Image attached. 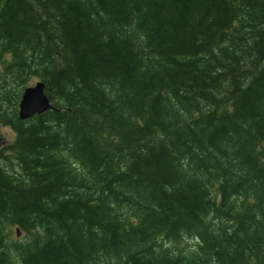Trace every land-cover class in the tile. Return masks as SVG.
<instances>
[{"label":"trees","instance_id":"obj_1","mask_svg":"<svg viewBox=\"0 0 264 264\" xmlns=\"http://www.w3.org/2000/svg\"><path fill=\"white\" fill-rule=\"evenodd\" d=\"M1 125L0 264H264V0H0Z\"/></svg>","mask_w":264,"mask_h":264},{"label":"water","instance_id":"obj_2","mask_svg":"<svg viewBox=\"0 0 264 264\" xmlns=\"http://www.w3.org/2000/svg\"><path fill=\"white\" fill-rule=\"evenodd\" d=\"M50 104L44 93V84L42 81H36L24 88L18 102V115L21 118H27L35 112L46 110Z\"/></svg>","mask_w":264,"mask_h":264},{"label":"rangeland","instance_id":"obj_3","mask_svg":"<svg viewBox=\"0 0 264 264\" xmlns=\"http://www.w3.org/2000/svg\"><path fill=\"white\" fill-rule=\"evenodd\" d=\"M36 81V78H33L32 79V83H34ZM14 136V132L13 130L7 126V125H1L0 126V146L3 145V143H6L8 142V140L10 138H12ZM19 229L16 228L15 232L12 231L10 233V236L11 237H14V239H17L18 237H20V232L17 233ZM194 244V241L193 240H190V239H187L185 240L184 242H182V245L186 246V247H190ZM14 264H17V263H14Z\"/></svg>","mask_w":264,"mask_h":264}]
</instances>
